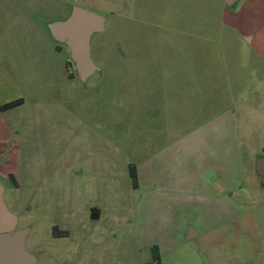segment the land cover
<instances>
[{
	"label": "crops",
	"instance_id": "1",
	"mask_svg": "<svg viewBox=\"0 0 264 264\" xmlns=\"http://www.w3.org/2000/svg\"><path fill=\"white\" fill-rule=\"evenodd\" d=\"M84 1L95 4L0 0V106L20 100L0 111L3 201L14 215L25 202L41 211L68 246L30 253L16 217L29 264H149L154 245L169 264L201 227L235 215L245 170L264 176V154L242 148L264 135V0L135 3L156 24L113 27L114 44L98 35L104 20L81 78L52 26Z\"/></svg>",
	"mask_w": 264,
	"mask_h": 264
},
{
	"label": "rangeland",
	"instance_id": "2",
	"mask_svg": "<svg viewBox=\"0 0 264 264\" xmlns=\"http://www.w3.org/2000/svg\"><path fill=\"white\" fill-rule=\"evenodd\" d=\"M84 6L88 10L96 12L105 17L106 32L100 35L102 41L108 43L118 41L122 34L115 32L122 31L126 24L131 26L155 25L156 19L148 15H139V8L136 4L142 3V8L152 11L157 7L171 9V4L163 5L157 0H93ZM221 42V41H219ZM124 99L121 96L116 98V103L123 106ZM120 106V107H121ZM120 109V108H119ZM239 117V115H237ZM239 117V122L241 120ZM244 129V127H243ZM241 128V135L244 134ZM246 135V133H245ZM249 145H243L246 158L249 153L259 150L264 154V135L258 130L254 131L250 140L243 138ZM246 163V162H245ZM248 164V163H247ZM21 165L13 171L18 175L21 173ZM245 170L244 182L241 189L237 190L232 198L237 203L236 213L226 222L211 227H201V234L197 237L183 241L176 249L174 259L165 258L169 264H264V185L255 189L252 187L254 181L264 179V176H249ZM17 178L14 181L18 183ZM0 181L7 191V197L12 191L11 181L7 177H0ZM27 186V183H22ZM26 195V194H22ZM18 219V227L26 228L27 237L25 246L30 253H46L51 250L53 253H66L68 246L65 242L56 241L51 236L50 225L45 221L41 211L31 212L26 202L22 207L14 211ZM31 231V232H29Z\"/></svg>",
	"mask_w": 264,
	"mask_h": 264
},
{
	"label": "water",
	"instance_id": "3",
	"mask_svg": "<svg viewBox=\"0 0 264 264\" xmlns=\"http://www.w3.org/2000/svg\"><path fill=\"white\" fill-rule=\"evenodd\" d=\"M230 4V0H226ZM104 17L82 7H74L69 18L52 26L55 38L65 43L70 49V57L81 78L93 71L89 57V39L93 32L104 27ZM257 172L264 173V159L258 158ZM16 216L11 213L3 201V186L0 182V264H29L24 253L23 241L25 230H15ZM187 235L186 238H190Z\"/></svg>",
	"mask_w": 264,
	"mask_h": 264
},
{
	"label": "trees",
	"instance_id": "4",
	"mask_svg": "<svg viewBox=\"0 0 264 264\" xmlns=\"http://www.w3.org/2000/svg\"><path fill=\"white\" fill-rule=\"evenodd\" d=\"M19 102H20V100H16L13 102L3 104L0 106V111L4 110L6 108L12 107V106L18 104ZM129 173L131 176L132 185H133V187H136L137 186V175H136L135 167L133 165L130 166ZM53 232H54V234H59V235L66 234L65 231H58L56 228H54ZM149 264H160V253H159V249H158L157 245H154L152 247V261Z\"/></svg>",
	"mask_w": 264,
	"mask_h": 264
}]
</instances>
